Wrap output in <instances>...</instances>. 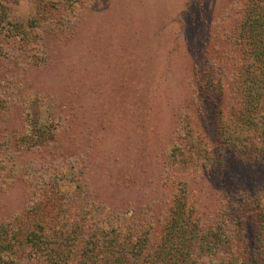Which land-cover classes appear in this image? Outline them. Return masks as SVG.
<instances>
[{"label": "rangeland", "instance_id": "374dc122", "mask_svg": "<svg viewBox=\"0 0 264 264\" xmlns=\"http://www.w3.org/2000/svg\"><path fill=\"white\" fill-rule=\"evenodd\" d=\"M244 1L0 0L11 21L32 23L41 39L26 50L10 42L1 62L0 94L11 107L0 131L7 166L0 223L24 213L22 231L45 221L57 227L59 243L58 217L68 219L61 205L73 208L68 200L84 192L71 223L93 228L98 221L102 233L116 227L147 234L150 252L181 182L198 226L215 221L229 238L203 262L228 264L233 249L251 251L245 200L264 197V142L250 136L262 158L244 163L213 139L216 125L230 123L238 111L232 39ZM259 112L264 115V100ZM39 130L55 140L12 163L21 135ZM186 131L208 148L210 160L199 170L169 161ZM90 232L87 227L82 237ZM75 236L71 264L83 245ZM260 236L264 246V228ZM8 258L0 264H36L24 244Z\"/></svg>", "mask_w": 264, "mask_h": 264}, {"label": "trees", "instance_id": "16d2710c", "mask_svg": "<svg viewBox=\"0 0 264 264\" xmlns=\"http://www.w3.org/2000/svg\"><path fill=\"white\" fill-rule=\"evenodd\" d=\"M75 2L76 0H73V4ZM38 21L36 18L35 24H39ZM33 27L32 23L11 21L8 18V4L0 2V68L2 60L9 56L10 42H13V45L17 44L20 50H26L27 46L41 41L40 38L35 40L37 35L30 31ZM235 31L236 35L234 33L232 39L236 54L233 88L239 101L238 111L230 123L216 125L213 139L219 148L230 150L240 162L252 163L251 161L261 160L263 151L254 144V137L259 136L264 142V115L259 112L260 103L264 100V0L244 1L242 18ZM9 95L11 96V93ZM7 100L0 94V131L3 129L2 124L10 120L8 116L11 103L9 100L7 103ZM71 130L70 127L66 128L63 136ZM21 136L23 137L18 140L20 142L18 147L21 150L11 151L12 155L7 153L12 163L23 161L27 151L43 148L45 144L55 140V134L40 130ZM250 136H253V139ZM204 145L203 141L200 143L195 141L193 135L186 131L182 136V142L174 144L170 150L169 161L199 170L205 165L203 160H210V155L206 154L208 148ZM8 146L9 144L5 143L4 149H8ZM1 162L3 163L2 159L0 179L7 169ZM133 179L134 177H131V181ZM179 187V193L173 200L162 234L152 245L154 248L150 252H146V247L150 244V237L147 234L135 237L132 232L122 233L116 227L102 233L101 228H98L101 226L98 221L94 222L93 228L91 224L78 227L76 223H71L68 219L78 210L74 208L76 203L83 202L87 197L82 192L73 195L74 201L68 200L73 208L67 204L61 205L62 215L68 219L58 217L59 230L63 228L59 243L55 242L59 238L58 232L55 231L57 227L54 228V225L45 221H38L33 225L28 223L26 229L22 231V224L27 220L26 218L23 220L24 213L16 215L10 221L0 223V262L9 260L8 257L13 255V250L24 244L29 246L32 260L36 264H71L69 260L75 253V251L72 253L69 246L73 233L76 235L75 240L81 236L80 242L83 244L79 248L75 264H206L203 257L215 255L218 247L228 243L229 238L215 221H213L215 225L206 229L198 226L197 220L195 221L193 217L192 206L187 204L185 184L179 182ZM245 203L248 205L245 206V216L250 217L252 221L254 244L248 252H243L244 250L240 248L237 251L233 249L232 261L228 264H264V246L260 236L264 228V197L256 198L254 202L251 199L245 200ZM20 216L21 221H18ZM87 227H90L91 232L82 237L85 236Z\"/></svg>", "mask_w": 264, "mask_h": 264}]
</instances>
